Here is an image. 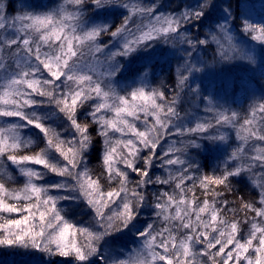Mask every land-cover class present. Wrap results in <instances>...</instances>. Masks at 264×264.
<instances>
[{
    "label": "snow or ice",
    "instance_id": "snow-or-ice-1",
    "mask_svg": "<svg viewBox=\"0 0 264 264\" xmlns=\"http://www.w3.org/2000/svg\"><path fill=\"white\" fill-rule=\"evenodd\" d=\"M89 5L101 11L122 8V19L114 24L106 17L99 22L86 18ZM160 7L155 0H63L54 10L9 18L0 4V160L16 165L25 178L22 187L12 188V177L0 175V214H24L0 215V246L31 247L71 257L76 264H264V100L243 118L218 109L211 98L204 108L209 115L202 119L186 118L179 110L185 88L193 100L200 95L190 83L202 71L193 63L194 52L215 44L221 60L252 57L236 45L228 9H223V22L209 24L203 39L190 35L210 16L213 0H198L196 7L176 14L162 13ZM242 32L264 47V25L244 21ZM159 44L189 56L178 69V91L169 97L148 87L146 78L139 87L118 89L129 71L126 61ZM45 106L62 115L73 130L71 139L47 123L50 114L40 111ZM81 109L90 122H81ZM91 125L105 146L101 176L82 166L93 143ZM224 127L236 129L242 142L230 153L228 137L219 134ZM29 129L42 134L44 147L33 148L35 141L24 135ZM166 136L178 140L165 146ZM250 142L260 144L251 143L246 152ZM221 144L227 145V159L220 174L194 176L198 166L189 149L204 147L211 154ZM154 161L166 175L153 177ZM129 169L139 177L134 183ZM245 176L260 198L258 206L242 201L245 215L254 213L242 236L241 221L228 219L227 201L217 198ZM150 185L172 190L158 191L150 202ZM75 200L92 209L93 223L77 227L65 219L58 203ZM148 207L155 220L142 223L139 218ZM123 238L139 247H114Z\"/></svg>",
    "mask_w": 264,
    "mask_h": 264
},
{
    "label": "rangeland",
    "instance_id": "rangeland-1",
    "mask_svg": "<svg viewBox=\"0 0 264 264\" xmlns=\"http://www.w3.org/2000/svg\"><path fill=\"white\" fill-rule=\"evenodd\" d=\"M53 1L54 2L51 3V7L39 9L34 12L54 10L61 3H63V0ZM145 2L151 3L152 0H145ZM157 6L160 7L159 5ZM163 10L164 8L160 7V11L162 13H167ZM123 11L124 10L122 8L101 11L96 10L94 5H89L85 9V17L97 20V22L106 17L108 22L119 24L122 19ZM26 12L32 11L19 12L15 16L21 15ZM117 13L119 14V16H116ZM232 35L234 37L236 45L241 49L243 55L252 57V60L241 59L239 55L235 56V58L231 60H221L215 44L211 45L213 47L207 48L215 49L214 55H211L212 57L210 58L207 55L206 49L200 48L202 49L201 54L198 53L197 55H194L196 57V60H194L193 63H197V66L200 67L202 71L196 72L193 74L192 77H190V83L192 85V88H198L200 95L195 100H193V93L188 91L187 88H185L184 92L180 93L181 103L179 105V110L181 111L182 116H186V114H188L192 117L202 119L204 116L209 115L204 112V108L207 104V100L211 98L218 109L237 112L240 117L243 118L248 114L250 108L254 104H257L262 101V97L264 95V47L260 46L257 41H251V38H245V33H243L242 31L237 32L234 30L232 31ZM105 39H107V37H105ZM174 53H176V60L174 61L176 65L173 64L174 73L178 80V69L183 66L184 61L186 59H189V57H181L178 48H173L171 44H159L155 47L154 51L137 54L134 59L126 61L129 67V71L125 73V77L123 79H120V83L117 85V88L121 89L139 87L141 85V80L146 78L148 87L158 88L163 91L162 86L159 83L156 84L154 82L156 68H153L156 67L158 63L162 65L167 60L169 64H172L170 62L173 59ZM138 69H143V72H141L140 76L135 75L136 70ZM145 73L147 74L146 77ZM260 78L262 82H258V84H256V81H258V79ZM158 80L160 81V76ZM171 90H173L174 92L178 91L177 87ZM245 91L247 92L248 97H246L244 101V99H241V97L244 96ZM185 92L187 93V95H185ZM237 93H239L240 99L238 98L239 95ZM172 95L173 94H169L168 96L171 97ZM37 98L39 99V97ZM201 101H203V103H201ZM243 102H245V104ZM89 103L92 102L90 101ZM239 104L242 105L240 106ZM53 120H55L58 125H61V121H63V123L65 121L62 118V115L60 116V118H58V116H54ZM47 123L53 125L52 120H49ZM137 126L142 127V125L139 123L137 124ZM29 130H25L24 132V135L26 137H30L31 135L27 133V131ZM219 134L228 137V144H231V147L227 148L228 153H230L233 149H235L238 145L242 143L237 138V130L234 128H221ZM115 135L116 137H119L120 133H116ZM172 140H178V138L166 136L162 140V144L166 146L167 143ZM101 141L103 160L105 146L102 137ZM198 142L202 143L201 141ZM251 143L260 144V142H250V144L245 147L246 152L251 147ZM226 147V144H221L220 149L214 151L211 154L215 155L216 159H218L219 161L221 160L222 162H224L227 159V153L224 152V148ZM198 150L205 151L204 147H201ZM157 151H159V149ZM141 165L142 161L137 163V167H140ZM29 166L35 168L41 167L39 165ZM118 166L123 168V165ZM5 169H11L13 172H15V177L22 180L23 182L25 181V178L20 175L16 165L11 164L10 161L0 160V173ZM156 170H161L162 173L166 172L165 169H162L160 167L158 161H154V167L152 169V172H155ZM128 171L130 180L132 182H135L137 179H133V177L136 176V174L132 173L130 169ZM49 178H51V176ZM245 178L250 181L247 176H245ZM57 206L62 209V215L65 216V219L77 227L88 226L89 224L94 222V212L83 200L60 201ZM70 211H83L84 216H80L81 218L85 219V221L83 223L81 222L79 226L76 225L74 223V220L69 218L68 214H70ZM75 217L77 218V215ZM139 219L141 221L142 217H140ZM121 240L122 243L120 242V240H117L119 241V244L114 245V247L120 248L121 250H124L123 245L125 244H127L129 248L139 247V242L132 243L130 238H123ZM6 247L8 246H3V250H0V263L7 259V256L3 254L4 252H7L6 250H4L6 249ZM9 248L12 249V253L10 254L9 259H13L16 261H21V259L28 260L30 264L39 262L40 258L42 257L41 255L44 253L38 249H34L31 247L24 248L19 246H12ZM105 251H107V249H105ZM21 254L24 255L21 257L17 256Z\"/></svg>",
    "mask_w": 264,
    "mask_h": 264
},
{
    "label": "trees",
    "instance_id": "trees-1",
    "mask_svg": "<svg viewBox=\"0 0 264 264\" xmlns=\"http://www.w3.org/2000/svg\"><path fill=\"white\" fill-rule=\"evenodd\" d=\"M54 2L53 0H0V4H2L3 8L5 9L6 15L11 18L15 16L19 12L23 11H36L39 9H45L47 7H51V3ZM215 7L211 10L210 16L206 18L202 24V26H198L195 29H191L190 35L195 37V35H199L201 39L204 38V36L209 31V24L219 20L220 22H223V9H228L231 12V17L229 18V25L231 26L232 31H242V24L244 21H247L249 23H253L257 26L264 25V0H213ZM155 3L159 6H162L164 8L163 11L171 14H176L180 11H183L187 8L196 7L198 0H157ZM116 16H119L117 13ZM119 21V20H117ZM116 23V21H115ZM238 35V34H237ZM245 38H250L249 35L245 34ZM252 41V39H251ZM213 47V46H210ZM207 47V48H210ZM206 49L207 55L211 58V55H214L215 49ZM175 50V49H174ZM179 54L181 57H189L187 53L183 52L182 50L178 49ZM202 49H199L198 51L194 52L193 55H197L198 53L201 54ZM176 60V53H174L173 59L171 60L169 64L168 60L162 64V67L160 63L156 65L153 69L155 70L154 75V82L157 84L159 83L165 94L168 96L169 94H174V91L171 89H174L177 87V78L174 73V65L176 63L174 62ZM174 64V65H173ZM262 73V72H261ZM263 74V73H262ZM160 76V81L158 80ZM258 82H262L261 78L256 81V84ZM264 83V81H263ZM239 95V93H237ZM263 95V94H262ZM248 97L247 92H244V96L241 97V99H246ZM240 99V95L238 96ZM264 98V95L262 97V100ZM245 104V102H243ZM240 106L242 104H239ZM85 108H87V105H85ZM40 111L49 113L50 119L52 120V126L57 128L63 135V137H66L68 139H71L73 136V130L68 127V124L66 121H61V125H58L54 119V116H58L56 114V111L54 107H48L45 106ZM61 116V115H60ZM58 116V118H60ZM79 119L81 122H90V117H87L85 110L81 109L78 112ZM48 120V121H49ZM47 121V122H48ZM95 125H91L89 131L91 132L93 136V143L91 148L88 150V152L85 154V165L88 170L94 175V176H101L103 172V160H102V141L101 137L97 135L95 131ZM27 133L31 134L30 137L35 141V144L33 145L34 149L44 147V142L41 139L42 134L39 133L36 129H30L27 131ZM33 149H28V151H31ZM188 156L190 160L195 161V164L198 166V168L193 169V175L194 176H200V175H212L216 174L219 175V170L223 168L224 162L221 160L219 161L216 159L215 155L209 154L203 150H197V149H191L188 152ZM142 166V165H141ZM3 172V174H2ZM0 175L10 176L12 179L9 181V184L12 188H19L22 187L23 181L15 177V172L10 170H3ZM153 177L155 176H163L166 175L167 172L162 173L161 170H156L155 172L151 173ZM133 179H139V177L136 175L133 177ZM104 181L102 180V183ZM134 183V182H133ZM189 184L191 181L188 182ZM107 187V185H105ZM171 186L169 185H150L146 189V195L150 202H154L155 195L158 191H171ZM219 191V189H217ZM196 194L200 196L201 189L196 188L195 189ZM259 191L255 188V186L248 181L246 178L244 179H234L231 183V190L225 191L224 194L220 197H218V201H227V207L225 208V213H227L228 219L235 218L236 220L241 221L240 224V235L247 236L248 230L250 227L249 223H245L246 220L250 221L251 217L254 215V213L248 212L247 215H245L246 210L242 208V201L244 202H250L257 204L259 201ZM201 199L203 197L201 196ZM218 206H220L218 204ZM232 211H229V210ZM141 221L152 223L155 220V216L153 214V210L151 207L146 208L143 210ZM5 216L6 218H20L23 213H5L0 214ZM69 218L74 220V223L79 226V224L85 221V219L81 218V216H84L83 211H70ZM77 215V218L75 217ZM81 215V216H80ZM157 227H159V223L157 222ZM120 242L122 243V240L120 239ZM119 241H116L115 245H118ZM200 246L197 245V248ZM219 247V246H217ZM0 250H3V246H0ZM7 252H4L3 254L6 255L7 259L0 264H30L28 260H22L16 261L13 259H9L10 254L12 253V249L9 247H6ZM215 251V250H213ZM251 250L249 251V255H251ZM24 254L17 255L18 257L23 256ZM39 262H36L34 264H76L74 260H72L71 257H58V256H50L47 253H43L41 255ZM243 264V261L241 262Z\"/></svg>",
    "mask_w": 264,
    "mask_h": 264
},
{
    "label": "flooded vegetation",
    "instance_id": "flooded-vegetation-1",
    "mask_svg": "<svg viewBox=\"0 0 264 264\" xmlns=\"http://www.w3.org/2000/svg\"><path fill=\"white\" fill-rule=\"evenodd\" d=\"M161 67H162V65H161Z\"/></svg>",
    "mask_w": 264,
    "mask_h": 264
}]
</instances>
